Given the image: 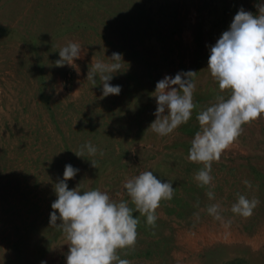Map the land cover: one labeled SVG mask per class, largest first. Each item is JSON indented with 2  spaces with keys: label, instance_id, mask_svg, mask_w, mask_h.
I'll return each mask as SVG.
<instances>
[{
  "label": "rangeland",
  "instance_id": "rangeland-1",
  "mask_svg": "<svg viewBox=\"0 0 264 264\" xmlns=\"http://www.w3.org/2000/svg\"><path fill=\"white\" fill-rule=\"evenodd\" d=\"M257 2L0 0V264H65L67 240L49 227V214L66 164L79 169L70 189L115 194L142 170L172 183L155 226L141 216L135 246L118 250L131 264H264V117L212 162L210 187L198 186L203 165L187 159L197 112L227 95L207 70L209 48L241 7L256 14ZM69 41L87 49L75 61L79 74L55 64ZM113 52L123 55L110 81L121 92L102 98V81L87 72ZM188 70L196 72L192 117L161 137L148 129L152 92ZM88 141L103 155L73 153ZM239 194L259 200L249 217L231 212ZM210 203L221 205V219L207 213Z\"/></svg>",
  "mask_w": 264,
  "mask_h": 264
},
{
  "label": "clouds",
  "instance_id": "clouds-1",
  "mask_svg": "<svg viewBox=\"0 0 264 264\" xmlns=\"http://www.w3.org/2000/svg\"><path fill=\"white\" fill-rule=\"evenodd\" d=\"M254 7L256 14L241 7L228 29L209 48L207 70L219 90H227V95H218L196 115L199 128L191 140L187 159L203 165L194 176L200 187L212 185V162L218 161L235 143L243 126L264 117V0H258ZM86 52L79 42L69 41L59 50L55 64L70 66L79 74L75 61L84 58ZM121 62H124L123 55L119 52H113L107 61H91L87 79L93 83L97 78L102 81V98L120 94L121 86L110 81L120 72ZM195 73L180 71L156 83L152 92L156 101L155 119L148 129L166 137L190 120L195 108L192 79ZM98 152L103 155L102 150L88 141L73 153L82 158ZM90 162L95 167V162ZM78 172L71 164L65 165L63 178L54 184L56 199L51 203L53 211L49 214V227L60 230L67 240L65 264H131L118 255V250L135 246L141 216L146 225L155 226L160 202L174 196L172 183L158 179L151 170H142L126 178L115 194L100 188L70 189L67 182ZM243 183L252 187L247 179ZM206 195L209 200L215 199L212 191ZM258 204V199L239 194L231 212L246 218ZM206 211L215 219L222 218L219 203H210ZM194 216L199 218L198 213ZM41 264L47 262L41 261Z\"/></svg>",
  "mask_w": 264,
  "mask_h": 264
}]
</instances>
